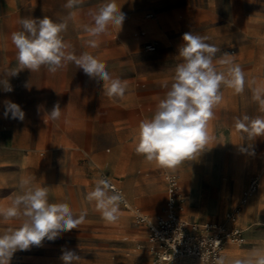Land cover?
I'll return each instance as SVG.
<instances>
[{
	"label": "rangeland",
	"instance_id": "rangeland-1",
	"mask_svg": "<svg viewBox=\"0 0 264 264\" xmlns=\"http://www.w3.org/2000/svg\"><path fill=\"white\" fill-rule=\"evenodd\" d=\"M105 2L82 0L68 9L67 0H0V73L17 65L11 36L22 30V18L47 16L61 22L71 12L62 33L70 51L90 53L112 78L127 82L124 97L111 98L103 94L102 81L68 63L55 74L44 67L21 70L9 78L13 91L0 87V208L22 194L20 181L27 178L48 188L50 203H68L74 217L85 214L76 229L15 252L10 264H62V249L75 251L78 264H151L150 255L135 248L146 230L134 223L131 209L150 218L163 211L166 171L177 176L184 197L179 213L199 223H225V214L239 206L250 178L257 176L259 188L247 204L252 212L244 217L242 206L237 219L244 242L226 244L220 258L234 264L254 250L264 252V104L255 98L257 92L264 97V0H115L125 14L121 28L110 25L107 34L93 38L84 25L92 24L89 11ZM148 12H154L153 18H145ZM149 23L151 32L144 25ZM186 32L221 49L214 64L226 75L231 65L218 60L224 52L233 54L244 83L239 92L221 85L222 99L208 121V143L175 168H164L136 153L138 125L154 115L168 90L165 85L170 87L182 62L178 49ZM150 38L178 42L147 52L144 42ZM91 39L97 47L89 46ZM6 100L21 106L23 121L4 117ZM57 103L61 116L52 120L47 113ZM237 121L245 127H237ZM241 169L244 180L235 191L234 175ZM102 173L123 189L131 205L128 210L120 203L115 222L86 199ZM21 223L22 218L0 217V233Z\"/></svg>",
	"mask_w": 264,
	"mask_h": 264
},
{
	"label": "clouds",
	"instance_id": "clouds-1",
	"mask_svg": "<svg viewBox=\"0 0 264 264\" xmlns=\"http://www.w3.org/2000/svg\"><path fill=\"white\" fill-rule=\"evenodd\" d=\"M81 3L82 0H67L64 6L73 9ZM88 14L92 24L84 25V31L93 38L107 34L110 25L121 28L125 20V14L117 8L115 0H107ZM73 16L74 13L70 12L61 22L47 16L22 18L19 21L22 30L13 32L11 36L16 48L17 65L0 73V87L4 91H13L9 78L17 76L21 70L35 72L44 67L55 74L68 63H74L88 77L103 82L104 95L124 97L126 81L112 78L106 65L90 53L77 56L70 51L71 45L64 40L62 33L67 30V21ZM182 39L184 43L178 49L182 62L175 68L170 87L165 85L168 90L158 102L154 115L138 125L136 153L164 168H175L208 143V121L214 115V106L222 99L221 85L239 92L244 83L243 71L234 64L233 54L224 52L218 60L220 65H231L226 75L218 71L214 64V57L221 51L220 48L206 43V37L191 32L184 33ZM88 44L92 48L98 46L96 39L89 40ZM255 98L264 104L260 92L256 93ZM61 111L57 103L47 115L56 120L60 118ZM4 117L23 121L25 112L19 104L6 100ZM237 127L244 128L245 125L237 121ZM246 150L241 147V151ZM20 187L22 194L17 195L9 206L0 208V217L5 221L22 218L19 227L0 233V264H10L17 251L39 247L45 240L54 242L63 233L76 229L85 217L84 213L74 217L68 203H50L48 188L32 185L30 179H21ZM86 199L94 202L96 210L107 221L118 220L123 197L113 189L108 179H98ZM60 259L62 264H78L80 256L73 250L62 249ZM216 264H224V259L220 258ZM234 264H264V252L254 250L247 259L236 260Z\"/></svg>",
	"mask_w": 264,
	"mask_h": 264
},
{
	"label": "built area",
	"instance_id": "built-area-1",
	"mask_svg": "<svg viewBox=\"0 0 264 264\" xmlns=\"http://www.w3.org/2000/svg\"><path fill=\"white\" fill-rule=\"evenodd\" d=\"M144 50L154 52L156 46L146 43ZM101 178L108 179L113 189L122 195L121 205L131 209L123 189L110 175L102 173ZM164 181L166 198L159 215L150 218L137 209H131L134 223L146 230L144 240L136 243L135 248L145 250L150 255L151 264H216L226 244L244 242V229L237 225V219L241 207L259 188L257 176L250 178L240 197L239 206L225 214V223H199L183 217L179 211L184 197L177 176L166 171Z\"/></svg>",
	"mask_w": 264,
	"mask_h": 264
},
{
	"label": "crops",
	"instance_id": "crops-1",
	"mask_svg": "<svg viewBox=\"0 0 264 264\" xmlns=\"http://www.w3.org/2000/svg\"><path fill=\"white\" fill-rule=\"evenodd\" d=\"M148 14H151V16H148ZM157 14L162 18L164 16H167V13H161V12H157ZM154 16V12H148L146 15H145V18L147 19H151L153 18ZM151 24L152 23H149V24H144L151 32V29H153L151 27ZM144 34V32H142V35ZM174 42H178V41H174L173 39H170L169 41L165 40V41H159L158 39H155V38H150L148 39L147 41L144 42V45L146 43H153L155 46H156V51L159 50V48H168V45H172L174 44ZM155 52V51H154ZM189 171V169H188ZM234 180H235V187H234V190L237 191L239 186L242 184L243 180H244V169L242 170H239L235 175H234ZM249 202V201H248ZM248 202L243 205L245 206L243 208V216L244 217H247L250 215V213L252 212V206L251 204L250 205H247ZM145 235H146V231H145ZM145 238V236H144Z\"/></svg>",
	"mask_w": 264,
	"mask_h": 264
}]
</instances>
